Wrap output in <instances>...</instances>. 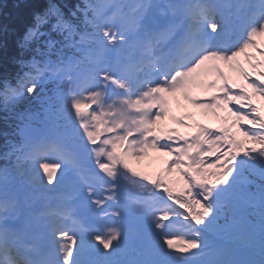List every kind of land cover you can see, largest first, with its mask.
<instances>
[{
	"label": "trees",
	"instance_id": "trees-1",
	"mask_svg": "<svg viewBox=\"0 0 264 264\" xmlns=\"http://www.w3.org/2000/svg\"><path fill=\"white\" fill-rule=\"evenodd\" d=\"M51 0H0V81H13L22 76L29 59L39 55L35 52L38 39L30 43L25 35L34 21L35 11L45 9ZM28 46H31L28 48ZM33 88L20 98H0V148L9 135L17 131L19 111L30 106L36 92ZM6 106V109H1Z\"/></svg>",
	"mask_w": 264,
	"mask_h": 264
},
{
	"label": "snow or ice",
	"instance_id": "snow-or-ice-1",
	"mask_svg": "<svg viewBox=\"0 0 264 264\" xmlns=\"http://www.w3.org/2000/svg\"><path fill=\"white\" fill-rule=\"evenodd\" d=\"M45 22H46V20H40L33 28L29 29V31L25 35V38H24L25 41L30 43L33 39L38 38V36L44 35L45 33L39 32L38 29L40 27V24L45 23ZM55 27H59V24H57ZM65 27H67V25H65ZM174 28H175L174 25H169L165 29V31L169 35H171L173 33V31H174ZM103 35H105V36L109 35L108 29H104ZM112 42H113V40H109V43H112ZM48 43H49V47H51L53 42L49 41ZM37 51H39V49H37ZM261 79H264V77H261ZM31 90L32 89H29V91H31ZM262 99H264V98H262ZM258 110H259V106H258ZM262 114H264V113H262ZM248 139H253V138L249 137ZM240 151H244V149H240ZM233 161L235 162V158H233ZM234 170L235 169H233L232 171H234ZM232 171L227 172L226 175H222L218 180L213 181V185L215 186L216 184L226 183L227 180H228V177L232 175ZM49 180H51V177H49ZM199 207L203 211L204 216L210 215L212 213V211H213V209L211 207H206L203 204H200ZM195 219H196L197 223H203V217L196 216ZM59 235L63 236V235H67V233L66 232L65 233H59ZM197 246L198 245L196 243H194V242H189L188 243V247L189 248L197 247Z\"/></svg>",
	"mask_w": 264,
	"mask_h": 264
},
{
	"label": "bare ground",
	"instance_id": "bare-ground-1",
	"mask_svg": "<svg viewBox=\"0 0 264 264\" xmlns=\"http://www.w3.org/2000/svg\"><path fill=\"white\" fill-rule=\"evenodd\" d=\"M79 82L82 85H84V79L79 80ZM70 94L71 95H69V96H73L74 97V103L75 104H79L81 106L85 105V100H86L85 96L86 95L84 93H76L75 90H72L70 92ZM89 112H90V109H87V113H89ZM51 218H52V216H51ZM55 221L56 222H62L61 217L57 216ZM62 224H63V226H67V225L70 224V222L69 221H64V222H62ZM55 232L58 234L59 230H56ZM88 234L89 233H86V232L85 233H81V234H74V236H69V239L73 238V242L75 244V247L77 248V250L81 251L83 247L87 248L93 242L94 237H90ZM65 245H66L65 241H61L60 242V246L61 247H65Z\"/></svg>",
	"mask_w": 264,
	"mask_h": 264
},
{
	"label": "rangeland",
	"instance_id": "rangeland-1",
	"mask_svg": "<svg viewBox=\"0 0 264 264\" xmlns=\"http://www.w3.org/2000/svg\"><path fill=\"white\" fill-rule=\"evenodd\" d=\"M151 99V98H150ZM139 102L137 99H136V103H141V104H150L152 102V100L150 102ZM262 167V164L261 163H256L254 166H253V171L258 173L260 171ZM50 177L54 178L53 174L52 173H48ZM213 226L210 227V229L213 231V232H216V233H219V229H222L224 227V225H221V224H218L217 222H212Z\"/></svg>",
	"mask_w": 264,
	"mask_h": 264
}]
</instances>
